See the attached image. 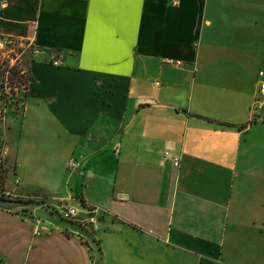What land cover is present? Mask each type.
<instances>
[{"label": "crops", "instance_id": "crops-1", "mask_svg": "<svg viewBox=\"0 0 264 264\" xmlns=\"http://www.w3.org/2000/svg\"><path fill=\"white\" fill-rule=\"evenodd\" d=\"M8 38L0 264H264V0H0Z\"/></svg>", "mask_w": 264, "mask_h": 264}, {"label": "built area", "instance_id": "built-area-1", "mask_svg": "<svg viewBox=\"0 0 264 264\" xmlns=\"http://www.w3.org/2000/svg\"><path fill=\"white\" fill-rule=\"evenodd\" d=\"M35 51V44L32 40H19L15 38L0 39V62L7 60L8 63L0 64V95L2 97V107L1 112L6 113L8 104H9V92L16 90L18 88H25L26 85H20V83L12 75V67L18 65L20 73L29 74V68L24 62L30 55ZM36 52V51H35ZM61 58H58L54 61V64H61ZM177 63H181L177 61ZM255 115L260 110L264 109V80H261L258 84L254 106ZM166 157L172 160L173 164L176 167H179L181 164V157L179 155H174L170 151H166ZM75 160L70 161V166H77ZM1 167V162H0ZM11 192L0 189V196L10 197ZM11 198V197H10ZM76 214V209L68 208L65 211V216L70 217Z\"/></svg>", "mask_w": 264, "mask_h": 264}, {"label": "trees", "instance_id": "trees-1", "mask_svg": "<svg viewBox=\"0 0 264 264\" xmlns=\"http://www.w3.org/2000/svg\"><path fill=\"white\" fill-rule=\"evenodd\" d=\"M27 65H28V60L26 59V61H24ZM2 63H8L7 60H4L3 62H0V64L2 65ZM12 75L14 76V78L20 83V85H26V87L29 85V82L31 81V77L29 74L25 75L20 73V69L18 65H14L12 67ZM20 200V203H25L28 204L30 203L29 200Z\"/></svg>", "mask_w": 264, "mask_h": 264}, {"label": "rangeland", "instance_id": "rangeland-1", "mask_svg": "<svg viewBox=\"0 0 264 264\" xmlns=\"http://www.w3.org/2000/svg\"><path fill=\"white\" fill-rule=\"evenodd\" d=\"M22 90L20 89V88H18V89H16V90H12V91H10L9 92V94H8V96H9V100H10V104H11V102L12 103H14V104H16V102L17 101H19L20 100V98L22 97ZM2 116L0 117V145L2 146V137H1V131H2V129H1V122H2ZM1 148V147H0ZM0 157H1V155H0ZM8 197V196H7ZM11 197V199H13V200H16L17 202H20V198L18 199L17 197H12V195L10 196ZM10 197H8L9 199H10ZM21 204H23V203H21Z\"/></svg>", "mask_w": 264, "mask_h": 264}, {"label": "water", "instance_id": "water-1", "mask_svg": "<svg viewBox=\"0 0 264 264\" xmlns=\"http://www.w3.org/2000/svg\"><path fill=\"white\" fill-rule=\"evenodd\" d=\"M0 204L6 205V206H15L21 204L20 202L16 201H11V200H5V199H0Z\"/></svg>", "mask_w": 264, "mask_h": 264}]
</instances>
